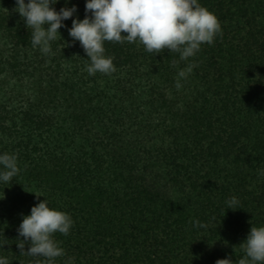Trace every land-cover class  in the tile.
<instances>
[{
	"label": "trees",
	"instance_id": "obj_1",
	"mask_svg": "<svg viewBox=\"0 0 264 264\" xmlns=\"http://www.w3.org/2000/svg\"><path fill=\"white\" fill-rule=\"evenodd\" d=\"M199 2L221 33L194 57L106 41L115 72L89 75L79 42L68 44L71 18L44 55L15 0H0V152L17 154L20 168L0 184L10 264H44L16 246L21 214L44 198L74 222L54 235L65 253L55 264L243 255L250 227L264 224V0ZM73 4L83 19L84 0ZM233 196L238 209L225 210Z\"/></svg>",
	"mask_w": 264,
	"mask_h": 264
},
{
	"label": "clouds",
	"instance_id": "obj_2",
	"mask_svg": "<svg viewBox=\"0 0 264 264\" xmlns=\"http://www.w3.org/2000/svg\"><path fill=\"white\" fill-rule=\"evenodd\" d=\"M57 3L59 0H15L14 11L23 18L25 27L31 29L32 46L38 47L44 55L53 54L51 43L57 37L61 39L58 30L65 28L63 22L71 18V26L67 28L68 44L79 42L89 61L86 67L89 75L115 72L113 57L105 55L106 41L139 42L149 53L167 50L178 53L179 59L185 61L194 57L202 44L212 45L221 33L217 17L199 0H84L83 19L75 16V4L67 6L69 0H64L59 10L54 7ZM194 66L189 63L178 76L186 77ZM180 86L178 81L176 87ZM19 171L17 154L0 152V184L10 185ZM225 203V210L238 209L239 200L235 196ZM73 223L68 213L50 207L44 198L30 208L29 214H21L16 246L29 256L44 258V264H55L56 258L65 253L54 235H68ZM192 226L207 227L195 219ZM26 243L29 246L25 251ZM239 247L243 251L240 258L233 260L225 256L215 264H264V224L252 225ZM0 264H10V261L0 256ZM66 264H70V260Z\"/></svg>",
	"mask_w": 264,
	"mask_h": 264
}]
</instances>
